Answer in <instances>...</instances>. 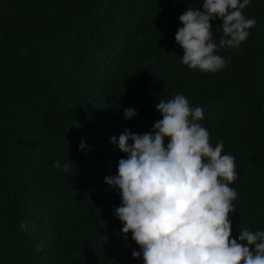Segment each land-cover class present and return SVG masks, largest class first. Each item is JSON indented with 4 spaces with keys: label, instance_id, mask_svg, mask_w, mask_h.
<instances>
[{
    "label": "trees",
    "instance_id": "trees-1",
    "mask_svg": "<svg viewBox=\"0 0 264 264\" xmlns=\"http://www.w3.org/2000/svg\"><path fill=\"white\" fill-rule=\"evenodd\" d=\"M202 3L0 0V264H143L104 181L127 155L110 137L152 131L155 104L177 93L235 157L232 237L264 230V0L242 10L256 25L238 49L218 48L215 73L181 63L174 39ZM210 23L218 43L221 21ZM127 107L137 114L125 120Z\"/></svg>",
    "mask_w": 264,
    "mask_h": 264
},
{
    "label": "clouds",
    "instance_id": "clouds-1",
    "mask_svg": "<svg viewBox=\"0 0 264 264\" xmlns=\"http://www.w3.org/2000/svg\"><path fill=\"white\" fill-rule=\"evenodd\" d=\"M249 3L203 0L199 9L188 7L180 14L182 26L174 39L183 49L181 63L203 72L223 69L227 60L218 48L238 49L256 25L242 11ZM217 18L218 43L210 23ZM155 108L162 118L152 131L138 134L125 128L118 139L110 137L127 154L118 160L116 174L104 181L121 198L114 209L121 233L127 238L131 232L139 246L131 255H142L143 264H264V230L243 227L237 237L231 235L229 214L237 192L229 185L237 179L235 157L222 154V140L210 143L208 130L198 122L202 108L190 105L181 93L159 100ZM136 114L132 107L124 109L125 120ZM77 147L86 149L83 139ZM53 166L61 167L58 161ZM69 166L62 165L65 171ZM27 223L21 222L20 229Z\"/></svg>",
    "mask_w": 264,
    "mask_h": 264
}]
</instances>
